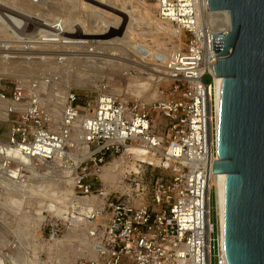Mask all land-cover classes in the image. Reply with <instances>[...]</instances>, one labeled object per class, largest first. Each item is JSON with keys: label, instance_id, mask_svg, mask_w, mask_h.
<instances>
[{"label": "built area", "instance_id": "built-area-1", "mask_svg": "<svg viewBox=\"0 0 264 264\" xmlns=\"http://www.w3.org/2000/svg\"><path fill=\"white\" fill-rule=\"evenodd\" d=\"M140 1L154 5L160 22L187 37L185 48L170 52L166 60V99L129 101L102 91L82 106L77 93L69 91L63 122L54 129L44 95L30 96L17 86L10 96L0 80V124L7 126V140L0 141L37 168L40 159L64 161L65 168L75 171L76 195L82 198L76 197H96L92 208L83 207L86 214L79 223L90 254L71 264H229L221 246L213 185L219 160L215 84L206 70L211 61H218L213 35L226 33L215 31L204 0ZM78 121L81 132L68 143ZM85 144L88 151L83 155ZM130 147L146 149L156 165L139 162L137 171L125 170L122 183L131 189L94 190L90 178L98 180L107 158L126 154ZM1 148L0 161L10 170L14 164ZM142 165L153 169L147 173ZM76 206L74 213L81 207ZM56 220L46 224L52 237L61 231ZM1 224L0 216V229ZM14 250L0 240V264H32L24 258L11 261ZM25 250L30 256L31 250Z\"/></svg>", "mask_w": 264, "mask_h": 264}, {"label": "rangeland", "instance_id": "rangeland-1", "mask_svg": "<svg viewBox=\"0 0 264 264\" xmlns=\"http://www.w3.org/2000/svg\"><path fill=\"white\" fill-rule=\"evenodd\" d=\"M100 3L103 11L86 10L79 0H40L35 8L26 0H0V26L5 25L0 28V80L10 96L17 86L30 96L44 95L42 101L54 116V129L60 126L57 118L61 106L57 108V104L62 99L65 105L63 98L69 91L77 93L82 106L90 98L95 101L102 91L129 101L166 99L167 93H162L166 81L147 69L159 66L163 70L169 53L186 46L187 37L171 24L160 22L154 5L140 0ZM118 4L131 8L127 12ZM10 16L28 26L17 29ZM7 24L16 27L17 34L10 33ZM107 59L128 65H104ZM205 81L211 79L206 77ZM141 83L149 84V88L138 96L136 89ZM76 129L77 137L80 129ZM6 131L7 126L0 124L2 141L7 140ZM6 160L14 164L12 168L17 166L14 157ZM139 162L156 165L155 158L142 154L109 156L104 172L98 180L90 178V183L94 190L102 186L109 192L131 189L122 183V175L128 169L137 171ZM40 164L39 168L34 163L33 169L24 170L27 173L15 180L18 185L0 183V240L15 248L10 256L15 263L24 258L32 264H71L90 254L79 223L86 214L83 207L92 208L96 197H76L82 198L76 195L75 171L65 168L64 161ZM142 166L147 173L153 169ZM76 204L81 206L78 213L73 212ZM51 218L60 224L61 231L55 237L46 225ZM212 222L216 224L213 195ZM66 236L72 238L55 248L54 240ZM25 249L31 250L30 256Z\"/></svg>", "mask_w": 264, "mask_h": 264}, {"label": "water", "instance_id": "water-1", "mask_svg": "<svg viewBox=\"0 0 264 264\" xmlns=\"http://www.w3.org/2000/svg\"><path fill=\"white\" fill-rule=\"evenodd\" d=\"M224 78L218 156L229 264H264V0H208Z\"/></svg>", "mask_w": 264, "mask_h": 264}, {"label": "bare ground", "instance_id": "bare-ground-1", "mask_svg": "<svg viewBox=\"0 0 264 264\" xmlns=\"http://www.w3.org/2000/svg\"><path fill=\"white\" fill-rule=\"evenodd\" d=\"M26 1H28L31 4L30 5L31 8H35V5L34 4H36V3L38 4L40 2V0H26ZM79 1H81V3L83 4V7L86 10H89V9H95V10L96 9H101L102 11L104 10L103 4L100 3L102 0H79ZM22 3H24V2H22ZM26 3L27 2H25V4ZM118 5L119 6L120 5H123L124 6V4H118ZM126 5L127 4H125V6ZM203 5L208 10V0H204V4ZM130 8H131L130 6L128 8L125 7V9H126L127 12H128V10ZM37 9L39 10V8H37ZM109 10L111 11V9H109ZM89 12H91V11H89ZM118 12H120V11H118ZM124 12H122V13H124ZM206 12H208V11H206ZM10 19L12 20L13 24H15L17 26V29L20 28V27H24L25 28V26L26 27L28 26L26 24H22L21 21H19L15 17L10 16ZM8 24H7V26H8L7 28L10 30V33L17 34V32L15 31V28L16 27L13 28L12 26H10ZM1 26H0V28H3L5 25L4 26L1 25ZM28 28H32V27H28ZM220 32L227 33L228 31H220ZM121 60H123V58H121ZM117 62L120 63V64H122V65H124V66H127L128 65L126 63H123L124 61L123 62L122 61L121 62H119V61H110L108 59L105 61V64L104 65H107V64L114 65ZM144 68H148V67L147 66H143V69ZM160 68H162V67H160ZM147 70L148 71H152L155 75H157L158 79L165 80V81L167 80V78L165 77V72H166L165 67L163 68V70L159 69V66H157L154 70H152V69H147ZM206 70L209 73H211V75L213 77V80H214V84H215L216 118H217V129H218V133H219L220 132V125H221V109H222V95H223L224 78L220 77L217 74L216 69H215V62L214 61L213 62L212 61L210 62V64L206 67ZM77 82H79V80H77ZM148 88H149V84L141 83L140 85H138V87L136 89V91L139 92L138 96H140L143 93V91L145 92ZM67 94H68V92L65 93V97L63 99L66 100ZM60 101H62V99ZM60 101H59V104H57V108H58V106H61V108L59 109L60 112L58 111L59 112V115H58L59 118H57V119L61 123V122H63V114H64V106L65 105H64V103H62ZM143 101H146V100H143ZM147 102H149V101H147ZM65 103H66V101H65ZM10 106L17 107V108H19L20 106H22L23 109L26 108V107H23V105H19V104L13 103V102H10ZM54 114H56V113H54ZM77 127H79L80 132H81V126L79 124V121L74 124V127H73V131L74 132L72 133V136L70 138V141L69 140L67 141L68 143H70L71 140H74V139L77 138L75 136V130H77L76 129ZM4 146H6V148H4ZM0 147H2L1 149H3L7 153V155H5L7 157L6 159L11 158V157H14L15 160H16V163H17L16 164L17 166L15 168H12L11 167L10 170H6V169L3 168V163L0 162V183H4V185H7V184L10 185V183H12L13 185L14 184L15 185H18V183L15 180H17V181L19 180V176L21 175V173H23L24 170H26V169H29V170L33 169V166H34V163L35 162L33 160L28 159L27 157H24L23 155H21V153L17 149H15L14 147L8 145L5 142H1L0 141ZM141 148L142 149H137L135 147H130L128 149V151L126 152V154L129 153V152H131L133 154H142V156H144V157L145 156H148L149 157V155H147L146 149H144L143 147H141ZM87 151H88V147L85 144L84 147H82V152L81 153L83 155H85ZM79 157H81V156H79ZM151 158L154 159V157H151ZM40 161L45 162L42 159H40ZM152 163H150V164H152ZM103 172H104V167L102 169V173ZM215 175L216 176L214 177L213 185H215V187H216V211H217V216H218V225H219V233H220L221 246L224 248V246H225V225H226V181H227V175L226 174H222V173L221 174H216L215 173ZM71 238H72L71 236H66V238L63 239V240H54L55 241V245H54L55 248H57L60 245L64 244V242H67Z\"/></svg>", "mask_w": 264, "mask_h": 264}]
</instances>
